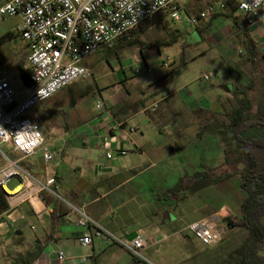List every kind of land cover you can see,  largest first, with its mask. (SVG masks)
I'll return each mask as SVG.
<instances>
[{
    "label": "crops",
    "instance_id": "obj_1",
    "mask_svg": "<svg viewBox=\"0 0 264 264\" xmlns=\"http://www.w3.org/2000/svg\"><path fill=\"white\" fill-rule=\"evenodd\" d=\"M220 3L223 4L222 8L213 15L198 19L194 24L201 35L202 44L190 49L192 44L183 42V58L180 52L173 69L181 64L182 59L186 62V68L190 60H200L212 55L210 60H215L217 64H213L212 68L206 66L205 71L221 81H212L206 88H201L193 82L185 83L181 78V71L174 77L168 76L166 82L159 87L147 83L146 89L140 91L144 93L143 97L138 95L132 99L126 92V99L113 91L101 101L104 108H96V100L95 108L98 110H91L87 115L48 108L41 111L39 117H32L39 123L41 131L51 136L52 150L59 152V155L45 163L41 153L37 152L19 163L24 162L26 171L40 180H44L46 176L54 177L57 191L62 194L60 197L63 200L60 203L69 211L51 228L49 217L52 206L46 205L41 196V200L35 202V210L27 201L12 205L7 203V209L0 211V249L9 254L8 264L18 253L32 250L36 242H41L40 252L31 264H135V258L130 253L102 237L93 235L91 244L82 245L79 238L87 228L77 225L78 213L70 210L69 204L80 208L116 236L132 238L141 234L147 239V246L143 251L156 257L157 251L152 247L159 245L170 234L183 233L186 225L193 220L215 213H219L222 220L230 214L226 203L223 202L218 207L217 203L203 200L198 204V209H203L205 205L207 210L199 211L185 221L180 216L166 220L163 217L166 210L176 211L188 196L176 204L174 198L165 196L169 191L175 190L176 186L166 187L160 192L155 189L162 183L160 179L165 180L173 172L175 175L178 164L188 169L198 167L189 163L188 157L191 155L183 154L186 158L184 161L179 157L177 149L180 146L176 138L179 130L175 117L177 111L187 114L184 115L183 126L192 124L194 113L205 114L207 122H203L196 130V135L204 133V138L210 143L207 147L204 146L205 149H215L217 154L221 152L223 156L222 162L211 165L213 156L207 155L205 162L208 164H203L201 171L193 169L192 174L211 169L216 176H222L226 173L225 167L231 168L230 163L233 162V165L235 162L225 156L224 145L234 146L236 158L240 155V148L233 140L226 141L219 131L220 127L230 126L232 120L247 108L249 110L245 112L254 113L264 89L263 24L255 19L250 20L247 14L233 8L235 5L232 0H186L187 12L198 14L210 4ZM16 18L18 19L13 28L0 35V74L7 75L6 66L22 70L21 65L24 63L25 77L29 71L28 50L26 42L15 32L20 20L19 17ZM16 36H19V40ZM10 43L14 45L11 46ZM249 43L253 47L250 51L245 47ZM82 62L85 64L86 59ZM202 64L206 65L203 61ZM70 84L65 87L67 106L74 109L77 97ZM235 85L239 86L237 91L234 89ZM70 97L75 99L73 106H70ZM153 102L157 103L156 109L145 111L144 108ZM161 104L163 109H160ZM106 112L113 119H109ZM59 115L61 119L58 118ZM113 121L123 122L120 133L109 130ZM128 128L134 130L129 132ZM260 129H264V126ZM259 132L261 130L252 127L244 136L256 137L261 135ZM64 137H67V141L58 146V142ZM107 148L115 151L110 158L105 155L109 150ZM121 149L124 150L123 154L119 153ZM96 151L98 154H95ZM12 153L14 158L18 157V154ZM153 167H159L160 170L156 177L149 176L146 180L145 175H150ZM237 168L240 166L237 165ZM158 174H162V178L159 179ZM184 174L185 171L182 175ZM15 180L17 184L19 179ZM58 251L64 253L61 262L57 259Z\"/></svg>",
    "mask_w": 264,
    "mask_h": 264
},
{
    "label": "built area",
    "instance_id": "obj_2",
    "mask_svg": "<svg viewBox=\"0 0 264 264\" xmlns=\"http://www.w3.org/2000/svg\"><path fill=\"white\" fill-rule=\"evenodd\" d=\"M232 1L236 10L264 26V9L256 8L254 11V0ZM244 4L248 7H244ZM222 7V3L210 4L198 14H189L186 0H2L0 21L13 16L20 19L15 32L26 42L27 77L31 83L19 94L14 91L9 76L0 74V144L8 145L11 151L18 154L13 159L2 154L5 160L0 166V189L7 203L12 205L27 201L35 210L34 203L41 200V192L63 200L58 194L54 177L46 176L40 180L19 163L37 152L41 153L45 163L59 155V152L52 150L51 136L44 134L39 123L26 114L33 106L70 83L92 77V69L82 63L87 56L157 14L169 17L174 22L187 21L194 25L198 19L213 15ZM210 77V73L202 75L204 81H209ZM19 95L22 97L19 98ZM156 107L157 103L153 102L144 110L154 111ZM96 108L102 109L104 106L97 101ZM106 115L113 119L109 112ZM123 125L121 121H113L109 130L120 133ZM133 130L128 128L129 132ZM119 153L123 154L124 150H119ZM105 155L110 158L111 152L108 150ZM15 178L19 182L9 189L7 183ZM15 189L18 190L8 193ZM68 207L78 213L77 225L87 228L79 238L82 245L91 244L94 235L114 242L135 258H142L141 252L147 246V239L141 234L132 238L116 236L80 208L71 204ZM219 222L220 214L215 213L193 220L185 230L203 246L211 247L221 240L224 232ZM57 259L63 261L62 251L57 252Z\"/></svg>",
    "mask_w": 264,
    "mask_h": 264
},
{
    "label": "rangeland",
    "instance_id": "obj_3",
    "mask_svg": "<svg viewBox=\"0 0 264 264\" xmlns=\"http://www.w3.org/2000/svg\"><path fill=\"white\" fill-rule=\"evenodd\" d=\"M17 19L16 16H13L0 21V35L7 29L13 28ZM143 28L144 34L142 37L150 42L157 39H168L171 36L169 33L176 29H179L183 34V38H178L177 42L170 46H161L159 51L155 48L144 47L141 52L136 46L118 45V40H114L109 47L104 46L99 49V51L85 58L86 63L83 65L91 67L93 76L86 79H78L70 84L74 96L77 97V104L74 109L67 106L68 96L67 90L64 88L61 91H57L50 98L45 100L44 103L31 108L26 115L30 118L39 117L41 111H46L48 108L64 109L69 113L78 112L80 115H87L91 110H98L95 108L96 100L101 102L113 91L124 96L126 99L128 98L126 92L130 95L129 98L132 99L138 95L143 97L144 93L140 91L143 88L146 89L147 83L152 84L153 87H159L160 84L166 82L169 73L178 62V56L181 52V45L183 42L192 44V48L190 49L196 48V46L202 44L200 42L201 35L199 31L193 24L187 21L174 22L171 18L163 16L162 20L158 22L155 17L145 22ZM15 38L19 40V36ZM10 45L13 46L14 43H10ZM210 57H212V55L205 56L200 60H190L186 68L182 69L181 78H183L184 82H193L196 86L206 88V85L212 81H221L220 78L218 79V77L215 76H211L209 81H204L202 78L204 73L209 74V72L205 71V69H207L206 66L209 65L208 68H212L213 64H217L215 60H210ZM202 61L206 64L205 66L202 64ZM21 66L22 70H18L15 66H6L7 70L5 71L13 83L14 91L19 94L26 88L23 82V73L26 71V65L22 63ZM199 75L201 76L199 77ZM167 87L169 88V86L166 85V88ZM238 87V85L234 86L235 91H237ZM20 97H22V95H19V98ZM162 104L160 109L164 108ZM184 115L187 114L180 111H177L175 115L179 130L176 133V138L180 146L177 151L179 152L181 160L183 159L184 161L186 159L183 154L186 156L191 155L192 157H188V159H190L189 163L198 166L197 168H193L196 171H201L202 165L208 164L205 162L207 155L213 156L211 165L222 162L223 156L221 152L217 154V150L215 149L213 151L205 149V147H207L206 145L210 143L204 138V133L200 136L196 135V130L201 127L203 122H207V116L205 114L194 113L192 124L183 126L185 120ZM58 118L61 119L60 115ZM186 120H188V117ZM66 141L67 137H64L58 142V146L63 145ZM105 145L109 147L107 143H105ZM224 148L225 156L229 159H234L235 162L242 167L244 160L240 155L236 158L237 153H235L234 146L225 144ZM107 149H109L112 154H115V151L110 150V148ZM2 154L9 159H13L15 156L8 145L0 144V165H2L5 160ZM95 154H98V152L96 151ZM234 166L232 165L231 168L225 167L224 171L227 173L233 170ZM178 167H180L182 172L178 171ZM178 167L175 175L173 172L165 180L160 179L162 178V174L161 176L158 174L157 177H160L159 179L162 183L164 181L163 184L161 183L155 187L158 192L163 191L166 187L173 188L176 186L180 188L182 186L180 179L184 171L185 178L183 180H186V178L188 179L192 175L193 169H188L186 167L182 168L179 164ZM158 170H160L159 167H153L150 171V175H145L146 180H148L149 176L154 175V177H156ZM237 182L238 176L235 175L232 177V184L236 186ZM15 183L16 180L11 179L7 183V187L11 189ZM187 183L188 182H185V185L182 186L183 190V187H186ZM204 190L207 193V197L209 196L211 200L217 201L215 199H217L220 191H216L212 187H208ZM184 191L188 197L181 202L182 206L180 205L181 207H178L176 211L166 210L165 215H163L166 220H172L175 216H180L181 220L185 221L186 219L194 217L197 212L207 210L205 205L203 209H198V204L204 202V199L194 191L193 187L187 188ZM58 194L59 196L62 195L60 192H58ZM224 200L230 210L229 205H233V199L228 194ZM176 213H178V215ZM218 224L224 227V232L221 240L214 246H203L193 238L189 231L184 230L183 233L170 234L159 245L152 247V249L157 251V257L150 256L145 251H142V258L134 257V262L135 264H231L235 262V260L240 262L235 251L245 241L247 231L242 228L226 227L221 223V220ZM184 234H186L187 237ZM121 254L125 255L124 252H121ZM126 256L131 259L128 255ZM9 259V254L3 253V250L0 249V264H8Z\"/></svg>",
    "mask_w": 264,
    "mask_h": 264
},
{
    "label": "trees",
    "instance_id": "obj_4",
    "mask_svg": "<svg viewBox=\"0 0 264 264\" xmlns=\"http://www.w3.org/2000/svg\"><path fill=\"white\" fill-rule=\"evenodd\" d=\"M233 8L236 9V6H233ZM163 16L162 14H157L153 18L156 17L157 21L160 22ZM144 23H141L127 34L119 37L117 39L118 45L136 46L140 52L144 47L155 48L159 51L161 46H170L177 42L178 38L183 35L176 29L169 33L171 36L168 39H157L150 42L142 37L144 34ZM111 44H107L106 46L109 47ZM184 47L183 45L182 48ZM245 47L248 51L253 49L250 43ZM181 57L183 58V51L181 52ZM185 65L186 62L182 59L181 64L171 70L169 76L174 77L180 74ZM69 100L70 106H73L75 99L70 97ZM248 110L247 108L242 111L240 116L235 117L230 126L220 127L219 130L222 133L221 135L227 139V142L233 140L238 145L240 148V156L244 160L243 166L238 169V163L234 162L233 166L236 164L234 170L222 176H216L213 170L205 169L204 172L192 174L186 180H183L185 175L180 179L182 186L185 185V182H188L186 187H183L184 190L193 186L194 190L198 192V195L202 199L206 201L210 200L211 203H217L218 207L223 202L225 203L224 199L228 194L233 199V205H229L230 214L223 217L221 223L229 228L244 229L247 231V237L243 244L235 251L240 262L235 260L231 264H264V129H260V127L264 126V89L255 112H245ZM252 127H256V130H261L259 132L261 135L250 138L245 137L244 133ZM232 163H230L231 166ZM20 165L24 168L26 167L24 162L20 163ZM235 175L238 176L236 186L232 184V177ZM182 186L169 191V195L167 194L165 196L174 198L176 204H179L186 197ZM209 186L216 191H220L217 199H215L217 201L211 200L209 196L207 197L204 189ZM40 196L46 205L52 206L49 224L53 228L58 222V219L64 216L69 210L59 200L45 192H41ZM7 206V201L0 189V211L7 209ZM40 246L41 242H36L32 250L18 253L10 264H31L38 256Z\"/></svg>",
    "mask_w": 264,
    "mask_h": 264
},
{
    "label": "clouds",
    "instance_id": "obj_5",
    "mask_svg": "<svg viewBox=\"0 0 264 264\" xmlns=\"http://www.w3.org/2000/svg\"><path fill=\"white\" fill-rule=\"evenodd\" d=\"M244 7H248L247 4L243 5ZM252 8L255 11L256 8L264 9V0H254V3L252 4Z\"/></svg>",
    "mask_w": 264,
    "mask_h": 264
},
{
    "label": "water",
    "instance_id": "obj_6",
    "mask_svg": "<svg viewBox=\"0 0 264 264\" xmlns=\"http://www.w3.org/2000/svg\"><path fill=\"white\" fill-rule=\"evenodd\" d=\"M23 82H24V84H25V87H30L31 83H30V81H29V79H28L27 76H25V77L23 78Z\"/></svg>",
    "mask_w": 264,
    "mask_h": 264
},
{
    "label": "bare ground",
    "instance_id": "obj_7",
    "mask_svg": "<svg viewBox=\"0 0 264 264\" xmlns=\"http://www.w3.org/2000/svg\"><path fill=\"white\" fill-rule=\"evenodd\" d=\"M17 190H18V189H15V190H12V191H8V190H7V191H8L9 194H12V193H14V191H17ZM34 206H37L36 203L34 204Z\"/></svg>",
    "mask_w": 264,
    "mask_h": 264
}]
</instances>
